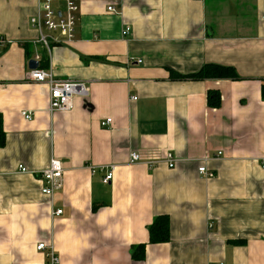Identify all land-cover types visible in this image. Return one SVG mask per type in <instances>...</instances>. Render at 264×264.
<instances>
[{"label": "crops", "instance_id": "obj_1", "mask_svg": "<svg viewBox=\"0 0 264 264\" xmlns=\"http://www.w3.org/2000/svg\"><path fill=\"white\" fill-rule=\"evenodd\" d=\"M36 4L0 0V264H48L43 241L60 264H264V0H77L75 38L51 54L30 25ZM37 56L85 86L73 111L48 113L47 86L29 79ZM206 65L241 79H173ZM132 152L143 163L129 164ZM52 158L64 167L53 206L37 178ZM110 165L105 185L91 168ZM159 216L171 241L150 245Z\"/></svg>", "mask_w": 264, "mask_h": 264}, {"label": "built area", "instance_id": "obj_2", "mask_svg": "<svg viewBox=\"0 0 264 264\" xmlns=\"http://www.w3.org/2000/svg\"><path fill=\"white\" fill-rule=\"evenodd\" d=\"M108 11L112 13L116 10L113 7H109ZM78 12L79 6L77 0H37L36 13L30 18L31 27L38 33L36 43L43 45L49 54L52 53L54 46L71 43L75 38ZM130 31V28H125L122 32V36H128ZM0 43L5 44L4 41ZM34 61L39 65L40 57L37 56ZM139 63H141V61ZM29 79L37 84L47 86L48 113L50 115L73 111L74 98L76 96L87 95L84 85L57 78L52 68L46 70L39 66L36 70H31L29 72ZM22 117L26 121L33 120V114L30 112H23ZM112 124V119H106L102 121L101 127L109 129ZM218 156H222V153H218ZM161 161L166 163L170 169H173L178 162L172 154H167ZM139 163H143L141 155L137 152L130 153L129 164L134 165ZM158 163V161H148L147 166L153 168ZM91 170L93 173L97 171L104 173L105 175L102 182L108 185L114 178L116 166H102L99 168H91ZM18 171L22 174L28 173L27 169L22 165L19 166ZM38 174L37 178L42 185L41 192L49 199L51 206H53L55 196L63 190L64 167L61 161L52 158L48 168ZM199 174L206 179L215 178V173L208 170L206 166L199 168ZM62 214V210H53L52 212L53 217H58ZM37 250L46 253L48 264L61 263V259L55 250L53 242H40L37 246Z\"/></svg>", "mask_w": 264, "mask_h": 264}, {"label": "trees", "instance_id": "obj_3", "mask_svg": "<svg viewBox=\"0 0 264 264\" xmlns=\"http://www.w3.org/2000/svg\"><path fill=\"white\" fill-rule=\"evenodd\" d=\"M44 66V65H43ZM175 80H192V81H204V80H240V76L234 68L223 67L219 65H206L200 72L193 75H178L173 74ZM262 100L264 101V83L261 92ZM221 104V96L218 91H211L208 95V106L210 108H219ZM6 144V135L4 132L3 118L0 115V147H4ZM171 221L168 216H159L148 227L149 244L150 245H163L168 244L171 241L170 234ZM235 244H241V241L235 242ZM147 245H139L134 249L133 258L136 261H142L145 257V250Z\"/></svg>", "mask_w": 264, "mask_h": 264}, {"label": "water", "instance_id": "obj_4", "mask_svg": "<svg viewBox=\"0 0 264 264\" xmlns=\"http://www.w3.org/2000/svg\"><path fill=\"white\" fill-rule=\"evenodd\" d=\"M38 67H39V65H38V63H37L36 61L31 60V61L29 62V68H30L31 70H36Z\"/></svg>", "mask_w": 264, "mask_h": 264}]
</instances>
